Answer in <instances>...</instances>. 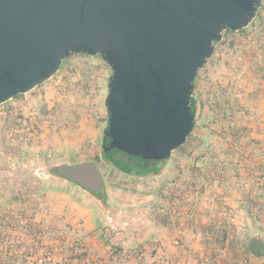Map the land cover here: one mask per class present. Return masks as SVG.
<instances>
[{
	"label": "rangeland",
	"instance_id": "1",
	"mask_svg": "<svg viewBox=\"0 0 264 264\" xmlns=\"http://www.w3.org/2000/svg\"><path fill=\"white\" fill-rule=\"evenodd\" d=\"M110 74L99 55H70L44 83L0 104V203L11 201L0 213L83 225L88 211L98 225L86 244L103 264H170L172 255L178 264L260 261L242 248L246 235L264 238V0L247 27L223 31L198 71L193 130L158 173H123L103 157ZM88 161L102 173L105 204L48 172ZM154 224L193 237L169 243Z\"/></svg>",
	"mask_w": 264,
	"mask_h": 264
},
{
	"label": "water",
	"instance_id": "2",
	"mask_svg": "<svg viewBox=\"0 0 264 264\" xmlns=\"http://www.w3.org/2000/svg\"><path fill=\"white\" fill-rule=\"evenodd\" d=\"M261 0H0V104L44 83L71 54L100 55L111 69L104 157L117 149L166 161L194 127L198 71L221 41L254 19ZM108 140V142H107ZM61 173L96 194L93 161Z\"/></svg>",
	"mask_w": 264,
	"mask_h": 264
},
{
	"label": "built area",
	"instance_id": "3",
	"mask_svg": "<svg viewBox=\"0 0 264 264\" xmlns=\"http://www.w3.org/2000/svg\"><path fill=\"white\" fill-rule=\"evenodd\" d=\"M213 179V184H216ZM240 229H242L240 227ZM114 257V256H113ZM0 264H103L83 225L40 221L33 212L0 214Z\"/></svg>",
	"mask_w": 264,
	"mask_h": 264
},
{
	"label": "trees",
	"instance_id": "4",
	"mask_svg": "<svg viewBox=\"0 0 264 264\" xmlns=\"http://www.w3.org/2000/svg\"><path fill=\"white\" fill-rule=\"evenodd\" d=\"M225 31L231 32V30H229L228 28H226ZM216 43L217 42H215L214 45ZM71 55H74V54H71ZM194 86H195V83H194ZM193 94H195V90L193 91L192 97L190 100L191 111L195 114L197 103H196V99L193 96ZM107 126H108V121L106 124V128ZM103 157H104V153H103ZM104 159L108 162L109 165H111L112 167H115L119 171L123 173H127V174H135V175L158 173L160 171L159 164L163 165L165 163V161H162V162L160 161V162H154L153 166H151L150 163L147 164V166H145L144 164L147 163V160H144L141 157H134V156L128 155L117 149H111L110 151H108L107 157L106 158L104 157ZM65 166H68V165L52 166L48 169V172L53 176H58L63 179H66V177L61 173V169ZM148 167L150 169H148ZM92 195H94V197L100 200L103 204H105L107 201L104 191L101 194L99 191L98 193L92 194ZM242 249L246 256L260 260L256 264H264V238H262L260 235H246L244 242H243Z\"/></svg>",
	"mask_w": 264,
	"mask_h": 264
},
{
	"label": "crops",
	"instance_id": "5",
	"mask_svg": "<svg viewBox=\"0 0 264 264\" xmlns=\"http://www.w3.org/2000/svg\"><path fill=\"white\" fill-rule=\"evenodd\" d=\"M13 202V201H12ZM230 202L232 203V204H234V201L233 200H230ZM10 203H11V201H10ZM9 203V201H4L2 204L0 203V208L1 209H3V210H9V207L11 206V204ZM84 211V210H83ZM88 212V211H87ZM85 213V212H80V217H81V219L84 221L83 222V225H84V228H85V230L87 231V232H89V230H93V229H96L97 228V225H98V223L96 222V219H94V216L95 215H93L92 217L91 216H88V214H89V212L88 213ZM1 214V213H0ZM90 215V214H89ZM89 219H91V220H89ZM155 229H154V232H157V230H158V237L159 238H163V239H165L167 242H175V240H174V236H176V237H178L180 240H182L183 238H184V235H185V237H187L188 239L190 238V237H193V234L189 231V230H187V229H181V230H176L175 229V233H172V232H168V230H166V227L164 226V225H158V226H156V224H154V226H153ZM96 233V232H95ZM169 250L168 251H170V253H172V254H174L175 256H178L179 254H181L182 253V249L180 248V247H177V246H173V245H171V244H169ZM199 248V253L200 254H203V253H206V252H209V250L208 249H206V248H201V247H198ZM210 250H212V249H210ZM167 251V252H168ZM230 251H228L227 253H229ZM179 257V256H178ZM170 258V257H169ZM247 258H249V260L251 261V260H253V258L252 257H248L247 256ZM255 260V262H256V259H254ZM182 261L183 260H179V259H177L176 257H174L173 255H172V258H171V260H170V264H178V263H182ZM192 261H193V259H192ZM233 261V260H232ZM193 262H195V261H193ZM259 261H257V263H258ZM168 262H166V263H164V264H167ZM148 264H152V263H148ZM194 264V263H193ZM253 264H256V263H253Z\"/></svg>",
	"mask_w": 264,
	"mask_h": 264
},
{
	"label": "flooded vegetation",
	"instance_id": "6",
	"mask_svg": "<svg viewBox=\"0 0 264 264\" xmlns=\"http://www.w3.org/2000/svg\"><path fill=\"white\" fill-rule=\"evenodd\" d=\"M107 142H108V140H107ZM158 162H160V161H158ZM149 163L151 164V166H153L154 161H152V160L151 161H147V163H145L144 165L147 166V164H149ZM148 169H150V168L148 167Z\"/></svg>",
	"mask_w": 264,
	"mask_h": 264
}]
</instances>
